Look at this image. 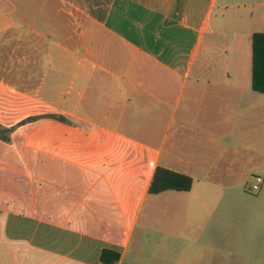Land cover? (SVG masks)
<instances>
[{
    "label": "crops",
    "instance_id": "crops-1",
    "mask_svg": "<svg viewBox=\"0 0 264 264\" xmlns=\"http://www.w3.org/2000/svg\"><path fill=\"white\" fill-rule=\"evenodd\" d=\"M56 1L59 54L40 57L36 29L51 27L20 21L35 0H0V55L4 40L12 51L11 88L0 58V91L12 89L15 123L37 110L55 117L21 127L34 135L22 164L19 150L13 167L0 156V264H101L104 248L120 253L115 264H255L264 194L244 197L253 177L264 192V94L251 89V57L249 81L239 82V67L214 56L207 37L243 30L251 43L264 32V0ZM234 9L243 15L226 28ZM4 112L0 98L1 125ZM157 167L190 177L191 189L149 194ZM23 174L21 202L17 181L5 191L3 177ZM11 215L42 224L43 246L10 237Z\"/></svg>",
    "mask_w": 264,
    "mask_h": 264
},
{
    "label": "rangeland",
    "instance_id": "rangeland-1",
    "mask_svg": "<svg viewBox=\"0 0 264 264\" xmlns=\"http://www.w3.org/2000/svg\"><path fill=\"white\" fill-rule=\"evenodd\" d=\"M252 1L255 0H235L234 2L239 4L238 6H242L243 4H249ZM21 6L25 7V8H30V6H32L31 3H28L27 0H21ZM56 6H59L58 1L56 0H35V7H36V12L34 14H21L20 15V21L21 22H27L30 20H34L37 24V26L39 27H43L44 23L48 26L51 27V29H36V36H35V40L32 41L35 45V52L37 56H43L44 54L48 53L49 51L54 54H59V50L60 47L57 45L55 47H57L58 49H55L53 47L54 42L58 41V37L60 34L59 29L57 28L59 23L64 22L65 18L63 16H59L56 12ZM228 15V16H227ZM227 15L225 17V21L226 24H228V27L225 26L226 28L231 27L232 22H230V20H233V16H237L236 18H238L239 15H243V11L241 9H234V10H229L227 12ZM232 15V16H231ZM229 16H231L232 18H230ZM214 17V16H213ZM230 24V25H229ZM257 30V29H256ZM260 30V29H259ZM25 30H21V33H24ZM47 35V38L50 39V41H48V39H44L45 34ZM248 31H243L241 30V32L238 31H234L233 29H226L224 30L221 34H216L212 37H207V41L210 42L213 45V47L215 46V51L214 53H212L214 56H220L223 58H227L229 59V67H233L235 68L236 66L239 67V74L236 75L234 77L235 80L241 82V81H249V65H250V57H251V43H250V37L248 35ZM25 44V41H23L21 39V45ZM51 45V46H50ZM27 52V48L26 46H24ZM72 48V47H71ZM74 48V47H73ZM1 50V47H0ZM73 53L75 52L74 49ZM12 51H11V44H9V41L4 40V50L2 55H0V58L3 59V65H4V84L5 86L8 85L9 87L7 88H11V84H12V77H11V61H9ZM20 54L23 55L24 51H23V47L21 46V51ZM42 65L41 62H37V72H36V86L39 85V83L42 80L43 77V71H42V67H40ZM59 65V63L57 64ZM244 71L246 74V77H244ZM55 81L58 82L57 84H60V79L58 77V75L55 76ZM28 79V74L27 72H24V70L21 67V74H20V79L17 80L20 84L22 83H26V80ZM232 81H234L233 79H231ZM12 89H3L1 90V95L0 98L3 100V105H4V125L0 124L1 128H11L13 127L14 130L13 132H11L9 134L10 136V143L9 144H5L3 142V144L0 143V156H2V162L8 167H13V162H12V152L13 149H16L15 151L19 150L20 153V164H22L23 160L25 161V157L27 156L28 153V144H26V142H30L29 139H27L28 137L31 138L32 135L31 133L27 132V128H21L24 125L18 126L22 120L19 122L15 123V118L17 117V115H19V112H17V110L15 108H13L12 110H9V106L12 103V92L10 91ZM19 90H25V89H19ZM37 91H41V89H36ZM45 90V89H44ZM60 89H51L50 91H48V93H53L56 92L58 93ZM23 106H19V110L20 113L22 115V108ZM22 109V110H21ZM35 117L37 116H42L44 111L43 110H37L35 112ZM29 117L25 118L28 119ZM24 119V120H25ZM11 126L9 124L11 123ZM31 124V123H30ZM9 125V126H8ZM30 145V144H29ZM3 154V155H2ZM23 158V160H22ZM1 160V159H0ZM21 166V165H20ZM2 172H6V170H1ZM24 176H20V177H15V176H7L5 175L3 177L4 180V188L5 191L6 189H11V185L12 182L11 180H16V186L15 188L17 189V191H20L18 193H20L19 199L21 197V195H23V197L21 198V202L26 199V194H27V187L29 185V179L28 176L23 174ZM254 178V177H253ZM34 186V185H33ZM26 190V191H25ZM25 191V192H23ZM264 194V192H258V193H252L248 190V187H246L245 190V199H254L256 198L258 195L260 198L262 195ZM25 196V197H24ZM251 196V198H250ZM254 197V198H252ZM33 198L35 199V201L39 202L40 199L39 197H37V195H33ZM40 203V202H39ZM43 206L41 205V208ZM197 226V234H199V230L198 227L199 225H194ZM194 235V234H192ZM177 243V241H176ZM173 244V250H175V240L172 241ZM212 249H217L221 250L223 249V246H220V241L218 240H213L212 239V244H211ZM222 251V250H221ZM229 252V251H227ZM233 252V251H231ZM245 253L251 254L253 251H244ZM255 254V259L257 258V261H259L257 263V261H254V263L256 264H264V251H254ZM215 257V256H214ZM230 258V257H229ZM246 259H244L243 264H246ZM249 260V259H248ZM234 263V262H233ZM242 264V263H241ZM249 264V263H248Z\"/></svg>",
    "mask_w": 264,
    "mask_h": 264
},
{
    "label": "trees",
    "instance_id": "trees-1",
    "mask_svg": "<svg viewBox=\"0 0 264 264\" xmlns=\"http://www.w3.org/2000/svg\"><path fill=\"white\" fill-rule=\"evenodd\" d=\"M251 89L258 94H264V32H256L251 37ZM44 118H55L51 115L33 116L23 120L18 126L33 123ZM56 120L63 121L62 118ZM14 128L0 127V141L9 144V134ZM192 186V179L186 175L157 167L154 171L148 192L157 195L165 191L188 192ZM42 224L20 217L9 216L7 233L10 237H21L43 246ZM120 259V253L112 249H102L99 256L101 264H115Z\"/></svg>",
    "mask_w": 264,
    "mask_h": 264
},
{
    "label": "built area",
    "instance_id": "built-area-1",
    "mask_svg": "<svg viewBox=\"0 0 264 264\" xmlns=\"http://www.w3.org/2000/svg\"><path fill=\"white\" fill-rule=\"evenodd\" d=\"M263 180L261 177H254L252 183L249 185L248 190L252 193H258L261 189Z\"/></svg>",
    "mask_w": 264,
    "mask_h": 264
}]
</instances>
